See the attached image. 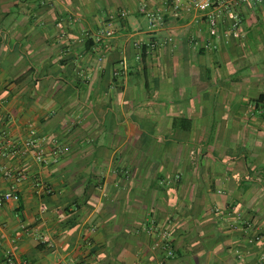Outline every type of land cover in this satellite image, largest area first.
Masks as SVG:
<instances>
[{
    "label": "crops",
    "instance_id": "obj_1",
    "mask_svg": "<svg viewBox=\"0 0 264 264\" xmlns=\"http://www.w3.org/2000/svg\"><path fill=\"white\" fill-rule=\"evenodd\" d=\"M186 1L0 0V264H259L264 0Z\"/></svg>",
    "mask_w": 264,
    "mask_h": 264
},
{
    "label": "built area",
    "instance_id": "obj_2",
    "mask_svg": "<svg viewBox=\"0 0 264 264\" xmlns=\"http://www.w3.org/2000/svg\"><path fill=\"white\" fill-rule=\"evenodd\" d=\"M229 2H234V4H238L239 2H243L244 0H228ZM259 1V0H258ZM226 0H221L220 3H225ZM214 3L212 0H187L183 5L182 8L185 11H197V12H207L208 14V31L211 36L216 35V19L219 17V13L215 14L214 10ZM181 4L174 6L175 9H179ZM230 19L232 20L231 28L237 29L241 26V20L238 17L236 12H231L229 15ZM163 25V16L158 11L156 13H152L148 15V27L150 29L157 28ZM113 35L112 31L109 30H101L97 34V38H110ZM85 37H88V34H84ZM33 142H28V145H32ZM37 163L40 167L43 166V160L40 156H37ZM18 195L13 192H6L0 197V206L8 201H18ZM236 221H240V215L236 214L235 216ZM145 232L147 234H152L155 232L152 225H149L145 228ZM249 242L251 243H261L264 246V234H255L253 237L249 238ZM159 243L162 247L164 252V258H172L173 257V250L171 248V244L169 241V233L167 231H160L159 232ZM7 262L12 263V256L11 254L7 255ZM259 264L264 262V252L258 258Z\"/></svg>",
    "mask_w": 264,
    "mask_h": 264
},
{
    "label": "trees",
    "instance_id": "obj_3",
    "mask_svg": "<svg viewBox=\"0 0 264 264\" xmlns=\"http://www.w3.org/2000/svg\"><path fill=\"white\" fill-rule=\"evenodd\" d=\"M256 105H258L264 109V92L262 94H260V96L256 100Z\"/></svg>",
    "mask_w": 264,
    "mask_h": 264
}]
</instances>
